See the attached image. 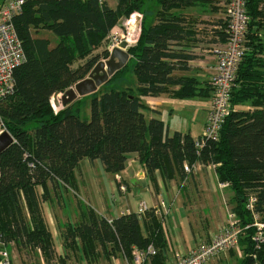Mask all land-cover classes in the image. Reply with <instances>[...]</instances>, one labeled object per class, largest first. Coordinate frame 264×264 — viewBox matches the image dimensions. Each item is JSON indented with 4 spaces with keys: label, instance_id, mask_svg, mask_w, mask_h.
Instances as JSON below:
<instances>
[{
    "label": "trees",
    "instance_id": "obj_1",
    "mask_svg": "<svg viewBox=\"0 0 264 264\" xmlns=\"http://www.w3.org/2000/svg\"><path fill=\"white\" fill-rule=\"evenodd\" d=\"M155 9L144 12V0H26L14 26L25 52V61L14 70V92L0 100V124L13 142L0 153V244L38 247L54 252V241L43 215L48 188L76 189L74 170L87 158L99 160L106 172L118 174L127 155L135 153L147 175L157 170L162 177L183 179L184 166L197 162L213 165L219 183L231 192L228 205L242 228L238 247L242 253L234 264H264V242L253 236V215L264 223V62L258 32L263 26L264 0H248L246 38L251 50L237 69L231 92L230 114L215 140L196 148L188 133H166L158 118H147L143 97L169 92L185 98L196 93V80L178 77L193 59L173 45H183L190 32L184 14L195 1L156 0ZM142 14L140 34L128 48L129 60L91 93L89 118L80 117L81 98L55 109L52 95L62 93L87 77L108 49L95 52L122 17ZM151 15L148 21L147 15ZM215 35L225 39L224 20ZM52 33L51 45L39 30ZM130 63V64H129ZM135 86L117 89L109 85L126 70ZM178 85V89L169 87ZM197 139L199 138L196 137ZM253 196L252 210L246 202ZM85 221L67 226L63 243L76 249V239L88 263L96 249L106 257L119 253L132 262L134 249L154 245L157 253L144 264H162L166 248L161 220L148 210L141 220L129 212L109 223L92 209L82 211ZM145 231V234L143 232ZM110 260V259H107Z\"/></svg>",
    "mask_w": 264,
    "mask_h": 264
},
{
    "label": "crops",
    "instance_id": "obj_2",
    "mask_svg": "<svg viewBox=\"0 0 264 264\" xmlns=\"http://www.w3.org/2000/svg\"><path fill=\"white\" fill-rule=\"evenodd\" d=\"M178 12L187 18V30L191 36L187 37L183 45H173V48L194 57L187 61V70H175L174 74L194 78L198 95L177 98L169 92H163L155 97H143L142 101L146 106V117L160 119L169 136L178 131L196 138L204 128L211 99L209 81L216 62L213 50L222 41L218 40L215 33L223 20V9L219 0H205L195 1L194 5ZM139 15L142 22L143 16ZM147 17L149 21L151 15ZM262 24L258 35L260 56L264 62V19ZM249 48L251 50V46ZM178 87L169 88L176 90ZM90 97L87 94L77 99ZM192 166L183 179H166L157 170L149 177L135 153L127 155L125 168L118 174L106 172L99 160L82 159L74 170L76 189L48 188L50 196L43 203V215L54 241V252H43L37 246L21 247L12 242L20 251H16L17 255L19 252L20 262L15 260L13 249L12 255L8 252L11 262L13 259V264H101V259H110V264H120L118 259H122L123 264H132L119 253L102 257L99 248L95 250L98 253L95 254V261L88 263L79 244L76 249L64 245L63 230L68 225L72 226L74 219H78V215L80 219L82 211L86 212L87 209H92L98 216L113 219L135 212L140 201H145L151 210L158 206L160 200H164L169 208L165 219L156 215L161 220L166 240L163 251L165 260L187 253L199 241L212 238L225 223L231 197L226 185L218 182L213 165L195 162ZM122 186L124 190L120 188ZM185 194L191 195L190 202L182 200ZM6 244L0 245L7 249ZM116 254L119 256L116 257Z\"/></svg>",
    "mask_w": 264,
    "mask_h": 264
},
{
    "label": "built area",
    "instance_id": "obj_3",
    "mask_svg": "<svg viewBox=\"0 0 264 264\" xmlns=\"http://www.w3.org/2000/svg\"><path fill=\"white\" fill-rule=\"evenodd\" d=\"M25 1L0 0V100L14 92V70L25 61L23 45L14 26V19L22 12ZM98 1L104 2V0ZM247 1L219 0L226 25L225 39L219 42L213 50L216 62L209 81L211 99L207 108L203 131L198 139H194L196 148H199L206 139L215 140L221 125L230 114L231 92L235 84L237 69L250 50L246 38L249 22ZM128 20L124 24L126 28ZM120 40L118 39L109 45V50L115 47L114 45H117ZM2 129L5 130L0 124V132ZM184 170L187 173L191 171L188 165L184 166ZM120 188L124 190L123 186ZM253 203L254 198L250 196L245 204L246 208L252 210ZM148 210L150 208L146 202L140 201L133 213L141 220ZM152 210L155 215L162 219H165L169 213V208L164 200H160L158 206ZM253 218V225L256 228L253 240L259 245L264 242V223L258 220L257 214H254ZM111 220L107 219L109 223ZM241 230L235 213L228 209L225 223L212 238L199 241L187 253L167 259L162 264H206L210 259L222 254L225 255L228 250L234 249L238 244ZM156 253L157 249L152 244H148L143 249H134L132 264H144L149 257L156 255ZM0 264H11L8 251L5 249H0Z\"/></svg>",
    "mask_w": 264,
    "mask_h": 264
},
{
    "label": "water",
    "instance_id": "obj_4",
    "mask_svg": "<svg viewBox=\"0 0 264 264\" xmlns=\"http://www.w3.org/2000/svg\"><path fill=\"white\" fill-rule=\"evenodd\" d=\"M141 18L138 13H133L127 23V35L125 40H121L118 46L113 47L109 56L104 61H98L87 77L80 80L66 91L55 92L52 95L54 106L70 103L78 96L91 94L97 90L99 86L105 83L116 71L123 68L128 62L130 56L128 48L130 43H135L140 34ZM13 142V137L6 130L0 132V153Z\"/></svg>",
    "mask_w": 264,
    "mask_h": 264
},
{
    "label": "rangeland",
    "instance_id": "obj_5",
    "mask_svg": "<svg viewBox=\"0 0 264 264\" xmlns=\"http://www.w3.org/2000/svg\"><path fill=\"white\" fill-rule=\"evenodd\" d=\"M144 1H145L144 12H149V11L155 9L156 0H144ZM106 2H107V4L110 7L111 6L114 7L115 4H116V0H106ZM134 13H137V12H134ZM132 14H130L129 16H126V17H122L120 19V21L108 33L107 38L104 41L103 45L100 48H98L95 52H100L102 50H105L106 48L108 49V52H110V50L108 48L109 45H111L112 43H115L118 39H121V40H125L126 39L127 28L125 27L124 24H125L126 20L129 19ZM139 14H141V13H139ZM35 35L47 38L51 45H54L57 42V38L52 33H50L47 30H42L41 29ZM118 44H119V41H118ZM118 44L114 45V46H118ZM128 44L131 45V44H134V43H130L129 42ZM107 58H100L98 61H104ZM121 76L123 77V79L121 77V78H118L117 80H113L109 85L102 86L101 90L102 91L105 90V87H107V86H113V87H115L117 89H121V88H123L125 86H128V85L132 86L136 82L135 81V77H133V74L131 72H129V69L126 70L125 73L123 75H121ZM89 101H90V99L88 98V99L82 100V102H81V107H80L81 108V111H80V117L81 118L88 119L89 116H90L89 115ZM52 104H53V101H52ZM61 106L62 105L60 104L58 107H61ZM53 107L55 109H57V107L54 106V104H53ZM176 121H177V119L174 122H176ZM75 183H76V181H75ZM189 199H191V195L185 194L184 198L182 197V200L184 202H187V201L190 202ZM227 208H229V206ZM106 219H111V218H106ZM73 222L74 223L72 224V226L71 225H68V226L74 227L78 223H81L82 219L81 218L79 219V215H78V219H76V220L74 219ZM66 228H67V226L64 228L63 232H65ZM75 241H76V244L74 245L75 248L78 247V244L81 246V243H80V241H78V239H76ZM0 246H2L0 249H5V247L3 245H0ZM6 248L7 249H5V250H7L10 255H12V252L14 254H16V251L18 250L17 246L15 244H12V242H10V244H6ZM11 249H13L12 252H11ZM19 252H18V255L16 254L15 260L20 262V259H18V258H20ZM105 256L106 255H104V256L102 255V257H105ZM118 256L119 255L116 254V257H118ZM241 256H242V253H241V251H240V249L238 247V244H237V246L233 250L230 249V250H228V252H226L225 255L222 254V255H220L218 257H214V258L210 259L206 264H234L238 259L241 258ZM101 260H100L101 264H110V260H105V259H101ZM118 261H119L120 264H123V260L122 259H118ZM12 262H13V259H12ZM12 262H11V264H13Z\"/></svg>",
    "mask_w": 264,
    "mask_h": 264
}]
</instances>
